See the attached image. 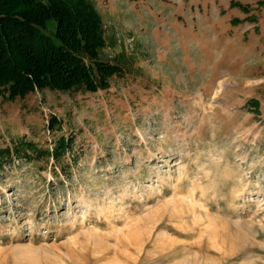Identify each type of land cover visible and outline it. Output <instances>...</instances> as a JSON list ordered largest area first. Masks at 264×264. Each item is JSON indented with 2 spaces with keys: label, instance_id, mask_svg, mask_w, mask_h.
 Wrapping results in <instances>:
<instances>
[{
  "label": "rangeland",
  "instance_id": "374dc122",
  "mask_svg": "<svg viewBox=\"0 0 264 264\" xmlns=\"http://www.w3.org/2000/svg\"><path fill=\"white\" fill-rule=\"evenodd\" d=\"M86 1L118 70L0 100V264H264V0Z\"/></svg>",
  "mask_w": 264,
  "mask_h": 264
},
{
  "label": "trees",
  "instance_id": "16d2710c",
  "mask_svg": "<svg viewBox=\"0 0 264 264\" xmlns=\"http://www.w3.org/2000/svg\"><path fill=\"white\" fill-rule=\"evenodd\" d=\"M100 19L86 0H0V100L108 88ZM255 106V104H253Z\"/></svg>",
  "mask_w": 264,
  "mask_h": 264
}]
</instances>
